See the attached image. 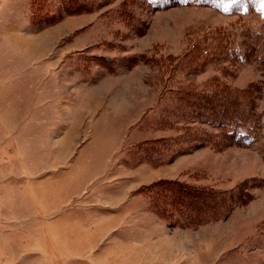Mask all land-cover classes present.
<instances>
[{
	"label": "rangeland",
	"instance_id": "1",
	"mask_svg": "<svg viewBox=\"0 0 264 264\" xmlns=\"http://www.w3.org/2000/svg\"><path fill=\"white\" fill-rule=\"evenodd\" d=\"M256 6L0 0V264L72 263L58 253L83 236L75 177L108 148L118 166L188 184L172 207L157 195L156 264H264V0ZM128 108L127 130L113 118L111 132L97 129Z\"/></svg>",
	"mask_w": 264,
	"mask_h": 264
},
{
	"label": "crops",
	"instance_id": "2",
	"mask_svg": "<svg viewBox=\"0 0 264 264\" xmlns=\"http://www.w3.org/2000/svg\"><path fill=\"white\" fill-rule=\"evenodd\" d=\"M131 112L133 109L128 108L123 114H104L97 129L111 132L109 120L113 118L124 121L122 125L118 124V129L125 131L133 121V118L129 119ZM7 120L6 112L1 108L0 143L4 141V123ZM116 152L113 148H108L107 152L104 149H94L82 176L75 177L73 186L79 190L72 199L74 198L77 207L84 210L85 217L79 227L83 236H79V239L74 236L78 242L70 245L63 253H58L73 260L71 264L89 263L93 259L98 264L157 263V243L164 241L166 230L163 221L151 209L148 196L139 191L141 187H147L157 180H173L177 176L163 175L161 167L151 165L130 170L123 165L118 166ZM7 164L0 162V168L5 169ZM76 166L80 167L81 164L77 163ZM105 166L108 168V176L98 177L105 173ZM99 182L104 187L101 190L105 194L103 197H96L93 194L96 189L91 187ZM73 224L77 225L78 221Z\"/></svg>",
	"mask_w": 264,
	"mask_h": 264
},
{
	"label": "trees",
	"instance_id": "3",
	"mask_svg": "<svg viewBox=\"0 0 264 264\" xmlns=\"http://www.w3.org/2000/svg\"><path fill=\"white\" fill-rule=\"evenodd\" d=\"M70 1L71 0H67L68 3ZM140 1H142L143 3H147L148 6L153 9H165L173 6H188V5L205 6V7L220 9V8H225L226 6L228 7V12L230 14H239V12H241L243 8H246V11L250 7H254L256 9L257 8L256 4L257 2H259V0H237L236 3H233V0H140ZM242 2L244 4H242ZM252 2L254 3L251 4ZM246 3H248V6L246 5ZM67 5H68L67 7L73 8L76 4L75 5L67 4ZM207 107L208 105L206 103L202 105L203 110L207 109ZM208 110L210 109L208 108ZM236 120H237V124H236L237 127H240L242 126V124L245 123L243 119L237 118ZM235 134H237L236 130L230 133V135L232 136H234ZM175 186H179L178 187L179 191H177L176 188H174ZM186 186H188V184H184L182 181L179 180L160 179L155 181L151 185L145 187L144 193L149 198L151 209L154 210L156 214H158V207L156 205L157 195L160 196L162 199H164L165 205L162 204V206L164 205L165 208L172 207V202L174 198L175 199H177V197L183 198L184 196L188 195ZM160 188L163 189V192H161L162 190L158 192ZM173 188L175 189V191L173 190ZM183 207H184L183 204H180V208L182 209ZM174 212L177 213L178 215L180 214L182 215V210L178 211L176 209Z\"/></svg>",
	"mask_w": 264,
	"mask_h": 264
},
{
	"label": "bare ground",
	"instance_id": "4",
	"mask_svg": "<svg viewBox=\"0 0 264 264\" xmlns=\"http://www.w3.org/2000/svg\"><path fill=\"white\" fill-rule=\"evenodd\" d=\"M39 37V36H38ZM39 39H30V42H26L27 44H35V43H39V45L41 44V41H38Z\"/></svg>",
	"mask_w": 264,
	"mask_h": 264
},
{
	"label": "snow or ice",
	"instance_id": "5",
	"mask_svg": "<svg viewBox=\"0 0 264 264\" xmlns=\"http://www.w3.org/2000/svg\"><path fill=\"white\" fill-rule=\"evenodd\" d=\"M237 2V0H233V3H236Z\"/></svg>",
	"mask_w": 264,
	"mask_h": 264
}]
</instances>
